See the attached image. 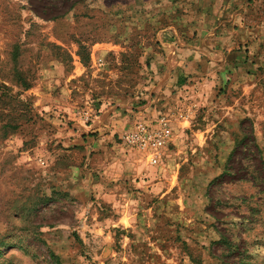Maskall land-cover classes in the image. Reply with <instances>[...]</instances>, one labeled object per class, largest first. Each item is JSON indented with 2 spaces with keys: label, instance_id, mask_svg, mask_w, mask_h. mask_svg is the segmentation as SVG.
Returning a JSON list of instances; mask_svg holds the SVG:
<instances>
[{
  "label": "rangeland",
  "instance_id": "374dc122",
  "mask_svg": "<svg viewBox=\"0 0 264 264\" xmlns=\"http://www.w3.org/2000/svg\"><path fill=\"white\" fill-rule=\"evenodd\" d=\"M196 39L210 91L176 119L156 68ZM160 114L173 134L152 165L120 136ZM51 252L264 264V0H0V264Z\"/></svg>",
  "mask_w": 264,
  "mask_h": 264
},
{
  "label": "crops",
  "instance_id": "0c3cea01",
  "mask_svg": "<svg viewBox=\"0 0 264 264\" xmlns=\"http://www.w3.org/2000/svg\"><path fill=\"white\" fill-rule=\"evenodd\" d=\"M175 46L172 50V55L166 56V61L163 62V65L156 68V77L159 85L155 101L164 104L156 106L166 107V109L178 107V109L184 111L187 110V103L191 102L190 99L196 93L194 92L195 86H202L205 83L202 80V74H210L213 71V65L209 64V59H205V56L208 57L205 50L208 49L201 40L183 41V44L178 42ZM208 51L212 53V51ZM226 58L230 59L231 57L223 56V59L226 60ZM237 58L240 57L237 56ZM205 85L203 93L210 91V83L208 84L207 82ZM187 100L189 101L187 102ZM102 125L105 126V124ZM198 187L197 185L193 189L196 202L191 205L195 203L194 205L198 206L206 201V199H199L198 194L201 193Z\"/></svg>",
  "mask_w": 264,
  "mask_h": 264
},
{
  "label": "built area",
  "instance_id": "2783aa9c",
  "mask_svg": "<svg viewBox=\"0 0 264 264\" xmlns=\"http://www.w3.org/2000/svg\"><path fill=\"white\" fill-rule=\"evenodd\" d=\"M174 115L176 119H185L188 113L178 109ZM172 120L169 114H160L156 122L136 121L121 134L122 143L129 149L142 153L150 164H157L172 139Z\"/></svg>",
  "mask_w": 264,
  "mask_h": 264
},
{
  "label": "trees",
  "instance_id": "16d2710c",
  "mask_svg": "<svg viewBox=\"0 0 264 264\" xmlns=\"http://www.w3.org/2000/svg\"><path fill=\"white\" fill-rule=\"evenodd\" d=\"M239 54H240V52H236V53H235L236 56H239ZM241 142H242V141H241ZM170 143H171V142H169V144H170ZM169 144L167 145V147L169 146ZM167 147H166V149H167ZM224 172H225V171H224ZM224 172H222L221 175H223ZM221 175H220V176H221ZM50 259H53V260L56 262V264H60V262H59V260H58V257H57L54 253H52V252L50 253Z\"/></svg>",
  "mask_w": 264,
  "mask_h": 264
}]
</instances>
